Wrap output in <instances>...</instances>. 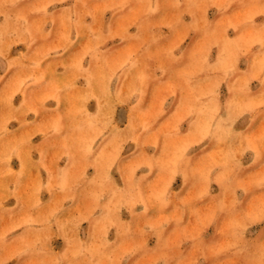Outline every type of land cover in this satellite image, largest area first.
Here are the masks:
<instances>
[{
	"label": "rangeland",
	"instance_id": "rangeland-1",
	"mask_svg": "<svg viewBox=\"0 0 264 264\" xmlns=\"http://www.w3.org/2000/svg\"><path fill=\"white\" fill-rule=\"evenodd\" d=\"M0 264H264V0H0Z\"/></svg>",
	"mask_w": 264,
	"mask_h": 264
}]
</instances>
